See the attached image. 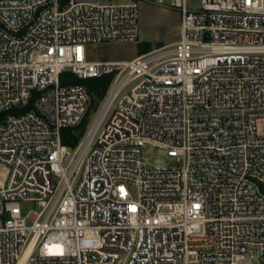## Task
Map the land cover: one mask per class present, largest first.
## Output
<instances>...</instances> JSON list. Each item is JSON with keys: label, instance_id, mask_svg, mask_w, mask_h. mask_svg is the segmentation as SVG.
Segmentation results:
<instances>
[{"label": "built area", "instance_id": "obj_1", "mask_svg": "<svg viewBox=\"0 0 264 264\" xmlns=\"http://www.w3.org/2000/svg\"><path fill=\"white\" fill-rule=\"evenodd\" d=\"M138 1L0 0V264H264V0H156L176 42L90 57L137 39ZM64 71L112 74L74 146Z\"/></svg>", "mask_w": 264, "mask_h": 264}, {"label": "rangeland", "instance_id": "obj_2", "mask_svg": "<svg viewBox=\"0 0 264 264\" xmlns=\"http://www.w3.org/2000/svg\"><path fill=\"white\" fill-rule=\"evenodd\" d=\"M100 3L122 2L125 0H98ZM198 0H188L189 4H196ZM138 37L135 41H105L90 44V57L108 59H130L139 52L141 44H148L151 49L172 44L180 36V11L177 8L163 5L156 0L138 1ZM137 81L129 82L126 90ZM103 99L99 104L89 107L85 117V129L81 136L90 129L102 107ZM80 136V137H81ZM143 154L149 163H159L165 160L164 151L158 146L148 145ZM133 193H136L134 187Z\"/></svg>", "mask_w": 264, "mask_h": 264}, {"label": "trees", "instance_id": "obj_3", "mask_svg": "<svg viewBox=\"0 0 264 264\" xmlns=\"http://www.w3.org/2000/svg\"><path fill=\"white\" fill-rule=\"evenodd\" d=\"M151 47L144 43L140 45L138 54H141L143 52H146L150 50ZM112 77V74H106L99 77H88L85 79L78 78L77 76L73 75L69 71H64L60 75V81L61 83L65 82H81L84 83L91 95V103L90 107L92 105L99 104V101H101L106 92L107 87L109 85L110 79ZM3 114V113H0ZM85 118L82 120V122L74 127H64L61 129V140L63 143L74 146L77 141L79 140L80 136L82 135L84 129H85Z\"/></svg>", "mask_w": 264, "mask_h": 264}, {"label": "crops", "instance_id": "obj_4", "mask_svg": "<svg viewBox=\"0 0 264 264\" xmlns=\"http://www.w3.org/2000/svg\"><path fill=\"white\" fill-rule=\"evenodd\" d=\"M176 42V41H175Z\"/></svg>", "mask_w": 264, "mask_h": 264}]
</instances>
